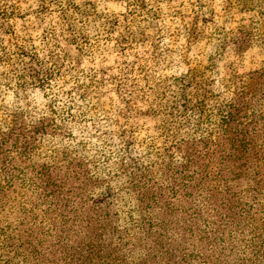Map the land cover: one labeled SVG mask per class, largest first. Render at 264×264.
I'll return each instance as SVG.
<instances>
[{
	"label": "trees",
	"instance_id": "trees-1",
	"mask_svg": "<svg viewBox=\"0 0 264 264\" xmlns=\"http://www.w3.org/2000/svg\"><path fill=\"white\" fill-rule=\"evenodd\" d=\"M237 5L264 14V0ZM257 31L240 27L230 42L264 48ZM12 79L21 78L0 73V85ZM194 80L177 81L176 99L158 111L165 122L156 144L136 157L121 141L79 161L46 144L72 139L77 122L0 118V264H230L236 251L242 264L264 248V205L239 194L243 182L264 179V63L228 78L206 108L190 102ZM147 90L174 97L163 83ZM96 163L112 179L128 176L132 208L110 209L106 179L90 170Z\"/></svg>",
	"mask_w": 264,
	"mask_h": 264
},
{
	"label": "rangeland",
	"instance_id": "rangeland-1",
	"mask_svg": "<svg viewBox=\"0 0 264 264\" xmlns=\"http://www.w3.org/2000/svg\"><path fill=\"white\" fill-rule=\"evenodd\" d=\"M243 26L264 34V14L242 10L237 0H0V73L21 78L0 85V118L12 125L50 117L77 122L72 139L46 144L79 161L107 156L121 141L127 156L143 155L180 78H195L190 102L206 108L228 78L262 66L263 47L230 42ZM160 83L173 98L147 90ZM102 168L90 166L106 179L101 190L110 209L132 208L128 176L112 179ZM239 194L264 205V179L243 182ZM246 258L242 264H264V248Z\"/></svg>",
	"mask_w": 264,
	"mask_h": 264
}]
</instances>
